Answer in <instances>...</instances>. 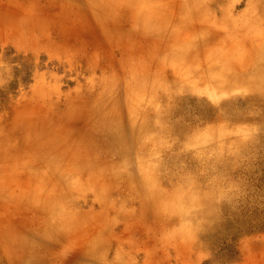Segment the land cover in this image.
Wrapping results in <instances>:
<instances>
[{
	"label": "rangeland",
	"instance_id": "374dc122",
	"mask_svg": "<svg viewBox=\"0 0 264 264\" xmlns=\"http://www.w3.org/2000/svg\"><path fill=\"white\" fill-rule=\"evenodd\" d=\"M171 1L0 0V181L13 194L0 197V264H264V95L205 81L182 88L197 82L185 58L225 44L197 45L191 30L174 37L158 26ZM203 2L212 20L227 13L245 24L258 12L256 1ZM59 147L61 163L89 152L111 174L82 188L80 165L51 190L62 213L87 217L89 228L56 243L37 229L31 236L34 211L18 197L49 175L44 163ZM140 179L176 196L166 204L181 209L164 228L139 213L131 185ZM31 198L35 210L45 199ZM215 225L223 233L211 241L203 227ZM22 238L40 253L32 262Z\"/></svg>",
	"mask_w": 264,
	"mask_h": 264
},
{
	"label": "bare ground",
	"instance_id": "6f19581e",
	"mask_svg": "<svg viewBox=\"0 0 264 264\" xmlns=\"http://www.w3.org/2000/svg\"><path fill=\"white\" fill-rule=\"evenodd\" d=\"M92 1L95 3H99L101 1L102 3V0ZM130 1L144 3V0ZM149 1L152 2V0ZM254 1L257 2L258 12L252 20L247 21L245 24L242 23L241 18H233L227 13L222 14L219 19H210L211 15L208 12L207 6L203 0L171 1L172 4L169 9L167 20L161 23L156 22L158 26L160 24H164L166 28L173 31L171 34H173L172 36L174 37L177 36L176 33L191 30L193 37L190 35V38L192 37L193 39L191 40L197 45L207 46L208 43H217L221 45L225 44V48L211 49L209 51V55L207 56L202 53L200 55L195 53L190 56V59L185 58L186 62L184 65L191 63V66L187 69V74H185V76L187 75L190 79L197 80V82H193L196 86L192 85L191 88L182 87L183 89L202 88V82L205 81L208 88H212L213 90L221 93L229 92V90L235 88L241 89L244 87L247 91H251L252 93L258 92L264 95V0H250L249 3L251 4L252 2V4H255ZM208 16L209 18H206ZM134 19L138 22L140 21L138 9L136 7L134 9ZM216 25H222L225 28L223 31L219 30L214 32L213 29ZM18 26L19 25H15L16 28H18ZM147 28L153 29L151 20H149L146 29ZM11 35L15 38L19 37L16 33H12ZM243 57L245 58L244 61L241 60ZM179 62L180 61L177 57H173L170 61L171 65L174 67L177 66L176 64ZM193 63H199L201 67L196 68ZM220 76H223L224 79H221L222 77ZM180 84L186 85L188 83L181 82ZM136 91L139 92L138 89H136ZM9 128L11 129V127ZM15 129H17L16 125H13L12 131ZM7 135L8 134H6V132L1 134L0 148L4 147L3 144L7 140ZM139 135H141V132L137 136ZM91 144L92 143H89L88 145ZM82 147L83 146H78L77 149ZM87 148L89 150H93V147L88 146ZM61 153L62 148L59 147L57 148V155L55 159H49L46 162L44 161V165L49 167V171H51L49 175L38 176L37 180H39L40 184H38L33 191L27 193L22 191L24 194L20 193L21 195L18 197L20 199L22 198L24 202H29L34 211L32 214L33 220L32 223H30L31 230L33 229L30 232L31 236L32 234H36L33 233V231L37 229L41 237L47 238L51 241L53 240L56 243L75 238L77 235L83 234V232L86 234L89 228L82 226L87 223V221H85L87 217L72 213L63 214L62 212L64 210L61 205L62 203L60 204L57 201L53 191L51 190L53 188L57 189V187H62L66 176L68 179H71L70 177L73 175L77 176L79 173L77 172L76 167L80 165L83 167L81 173L83 174L85 172V174L88 175V180L85 181L86 185L84 183H79L82 188H86L89 181L94 184L92 178L95 179L100 175L110 177L111 174L108 169L106 170L102 167L104 164L102 161L92 163L90 161L91 154L89 152V157L85 155L81 161L73 159V157L70 156L69 160L65 163L60 162L61 160L59 159V156ZM2 167H4V165H2ZM18 171L19 170H13L10 174H6L5 178L15 174L17 176ZM102 171L104 174L99 173ZM156 183L157 180L153 182L154 185ZM22 185H24V182ZM131 188L141 197L139 203L141 206L139 213H149L157 220L158 227H160V229L165 226L168 220L170 221L171 219L177 217L176 215H178L179 209L181 208H175L172 205L173 202H171L168 206L166 204L167 198L172 201L176 198L175 195H167L166 198L161 192L159 195L155 194L151 190L149 180L147 179H140L137 185L132 183ZM33 194L41 200L45 198L42 202L43 205L40 203H34L37 206V210H35L33 202H31L33 201L31 198ZM11 196H13V194L10 189H8L5 184L0 181V197L7 200ZM25 196L27 197L26 200ZM28 198L31 199V201ZM51 200L57 201V206L49 207L48 204ZM111 219V217H107V224ZM203 229L204 232H207L206 237H208L211 241H215L217 237L221 236L223 233L220 225L204 226ZM100 233L101 230H98L92 234L99 235ZM107 233L108 231H105V234ZM217 234L219 235L216 236ZM4 236L5 238L9 237L7 234ZM85 236L87 238V235ZM20 246L27 249V251H25V253L28 254L26 256V260L28 259L32 262L33 259L40 256V253H38L36 249H30L26 238H22Z\"/></svg>",
	"mask_w": 264,
	"mask_h": 264
}]
</instances>
